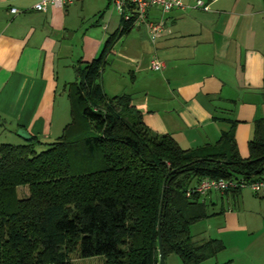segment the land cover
Returning a JSON list of instances; mask_svg holds the SVG:
<instances>
[{
	"label": "crops",
	"instance_id": "1",
	"mask_svg": "<svg viewBox=\"0 0 264 264\" xmlns=\"http://www.w3.org/2000/svg\"><path fill=\"white\" fill-rule=\"evenodd\" d=\"M37 1L0 0V137L13 142L15 136L22 142L16 145L27 143L19 129L41 144L62 136L70 120L67 85L119 25L116 15L106 36L114 12L107 0H78L45 13L32 10ZM195 1L180 0L183 8L164 15L151 7L146 19L161 34L151 42L140 26L120 37L119 61L106 82L101 71L98 86L106 96L108 85L113 95L106 97H130L151 134L170 136L179 149L195 150L231 132L245 160L252 122L264 119V8L260 0H197L207 6L200 11L192 8ZM153 59L162 71H149ZM125 74L128 81L118 87V75ZM236 196H217L219 223L207 235L223 250L200 264H264V196Z\"/></svg>",
	"mask_w": 264,
	"mask_h": 264
},
{
	"label": "trees",
	"instance_id": "2",
	"mask_svg": "<svg viewBox=\"0 0 264 264\" xmlns=\"http://www.w3.org/2000/svg\"><path fill=\"white\" fill-rule=\"evenodd\" d=\"M118 21L100 54L77 67L76 82L67 85L70 120L62 136L38 154L34 137L0 144V264H71L74 252L101 256V264H156V237L163 258L200 264L223 245L188 235L191 224L216 213L204 197H185L187 189L202 178L262 180L264 119L252 122L242 160L231 132L181 150L170 136L151 134L130 97L104 96L97 84L104 58L132 29ZM18 187L27 197H18ZM239 191L223 194L235 200Z\"/></svg>",
	"mask_w": 264,
	"mask_h": 264
},
{
	"label": "built area",
	"instance_id": "3",
	"mask_svg": "<svg viewBox=\"0 0 264 264\" xmlns=\"http://www.w3.org/2000/svg\"><path fill=\"white\" fill-rule=\"evenodd\" d=\"M75 1L78 0H38L32 10L45 13L48 7L61 9L71 6ZM107 2L121 22H130L133 29H138L140 26H143L151 42L161 34L162 28L159 24L147 21V11L151 9V7H156L160 14L164 15L171 10L183 8V5L180 4V0H107ZM192 5V8L194 9L200 11L207 10V6L201 4L200 1L196 0ZM9 12L11 14L17 13L15 9H10ZM163 68L164 65L162 63L153 59L149 63L148 69L153 72L162 71ZM241 189H249L251 194L255 196H264V180L243 182L241 179L228 181L227 179L216 180L202 178L196 182L194 186L187 189L184 196H198L205 198V196L210 195V193H215L217 196H221L224 192Z\"/></svg>",
	"mask_w": 264,
	"mask_h": 264
},
{
	"label": "rangeland",
	"instance_id": "4",
	"mask_svg": "<svg viewBox=\"0 0 264 264\" xmlns=\"http://www.w3.org/2000/svg\"><path fill=\"white\" fill-rule=\"evenodd\" d=\"M94 1H96V0H94ZM108 14L110 13V9L108 10V12H107ZM116 18H117V16H116V14H115V12H113L112 13V18H111V21H112V23H111V25L110 26H108V30L106 31V36L107 35H109V33H111V32H109V31H111L110 29L113 27V25L116 23ZM93 19H94V16H93ZM92 19V21H94ZM78 20H80V19H78ZM81 21V20H80ZM93 27L95 28V30H100V28H98V27H95V25H93ZM93 28V29H94ZM134 30H136L135 28L133 29V27H132V29L131 30H129V34H132V33H134L135 34V31ZM92 35L93 36H95L93 33H92ZM97 37V36H96ZM124 38V37H123ZM122 40L123 39H117L115 42H114V44H112L111 45V50H110V53H108L107 55H106V57H105V60H106V65L104 66V68L102 69V71H104L103 73H104V75H103V81L104 82H106V77H107V75H108V70H111L112 68H111V64L113 63L114 64V62L115 61H119L117 58H116V56H117V53H118V49H119V44L122 42ZM122 44V43H121ZM102 49V48H101ZM101 52V50L99 51V53ZM98 55V54H97ZM109 64V65H108ZM110 66V67H109ZM74 74H73V78H74ZM118 82H117V86L118 87H120V86H125L124 84L128 81V77H127V75L125 74L124 76H122V75H118ZM100 81V80H99ZM99 81H98V83H99ZM97 83V84H98ZM103 88H104V90H105V94H106V96H110V95H113V94H111V93H113V92H111L109 89H108V85H105V83H103ZM119 92V91H118ZM126 93V92H125ZM117 93H115L114 95H116ZM119 94H121V93H119ZM111 97V96H110ZM69 117V116H68ZM68 120H69V118H68ZM19 137V136H18ZM18 138H16L15 136L14 137H12V140H13V142H10L9 141V138L8 137H5V136H1L0 137V144H2V143H4V144H10V145H12V146H15L16 144H19V143H22L21 142V140H17ZM15 142H18V143H15ZM46 145H45V143H43V144H41L39 147H37L36 149H34L35 150V153H41V150H44V149H46ZM263 169H264V167H263ZM260 177H262V178H264V170H263V172H262V174H261V176ZM26 190V188H24V187H18V188H16V192H17V194H18V197L19 198H21V197H27V192L25 191ZM240 191H242V194H247V195H249V193H251L250 192V190L249 189H241ZM205 202H206V204H213V205H211L212 207L210 208L211 209V212H216V214L215 215H213V216H210V218H208V219H201V220H198V222H196L195 224H191L190 226H189V234L188 235H190L191 237H192V241L193 242H198V240H205V241H207L208 239H212L213 237V235H211V236H208L207 234H216V233H213V232H207V227L209 226V225H213L215 228L217 227V225H218V219H217V213L219 214V208H220V203H219V197H217L216 196V194L215 193H210V195H207V196H205ZM225 202H223V205L222 206H224V207H227V208H232L233 206L231 205V203H227V204H224ZM229 204V205H228ZM226 205H228V206H226ZM209 209V210H210ZM214 228V229H215ZM211 231H213V230H211ZM214 238H216V237H214ZM214 259V258H213ZM70 261L72 262L71 264H101V263H103V257H101V256H97L96 258H83V259H79L78 258V256H77V254L74 252V253H72V255H70ZM163 263L164 264H181V263H179V259L173 254H169V255H165V257H164V260H163Z\"/></svg>",
	"mask_w": 264,
	"mask_h": 264
},
{
	"label": "water",
	"instance_id": "5",
	"mask_svg": "<svg viewBox=\"0 0 264 264\" xmlns=\"http://www.w3.org/2000/svg\"><path fill=\"white\" fill-rule=\"evenodd\" d=\"M17 135L19 136V138H21L25 142L30 141V137H29L30 135L22 129L17 130ZM156 238H157L156 251H157V260H158L156 264H164L163 263L164 258H163V254H162V251L160 248L161 247L160 239L158 237H156Z\"/></svg>",
	"mask_w": 264,
	"mask_h": 264
}]
</instances>
